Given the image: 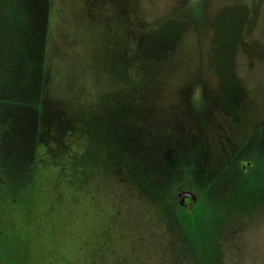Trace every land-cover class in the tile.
Listing matches in <instances>:
<instances>
[{
	"label": "rangeland",
	"instance_id": "obj_1",
	"mask_svg": "<svg viewBox=\"0 0 264 264\" xmlns=\"http://www.w3.org/2000/svg\"><path fill=\"white\" fill-rule=\"evenodd\" d=\"M0 264H264V0H0Z\"/></svg>",
	"mask_w": 264,
	"mask_h": 264
},
{
	"label": "trees",
	"instance_id": "obj_2",
	"mask_svg": "<svg viewBox=\"0 0 264 264\" xmlns=\"http://www.w3.org/2000/svg\"><path fill=\"white\" fill-rule=\"evenodd\" d=\"M50 200H49V198L47 197V203L49 202Z\"/></svg>",
	"mask_w": 264,
	"mask_h": 264
},
{
	"label": "flooded vegetation",
	"instance_id": "obj_3",
	"mask_svg": "<svg viewBox=\"0 0 264 264\" xmlns=\"http://www.w3.org/2000/svg\"><path fill=\"white\" fill-rule=\"evenodd\" d=\"M191 199V198H190ZM192 200V199H191Z\"/></svg>",
	"mask_w": 264,
	"mask_h": 264
}]
</instances>
